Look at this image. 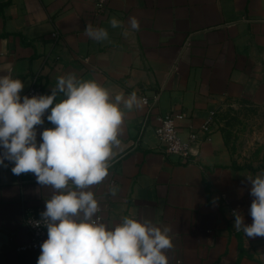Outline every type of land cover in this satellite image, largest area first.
Listing matches in <instances>:
<instances>
[{"label":"crops","instance_id":"obj_1","mask_svg":"<svg viewBox=\"0 0 264 264\" xmlns=\"http://www.w3.org/2000/svg\"><path fill=\"white\" fill-rule=\"evenodd\" d=\"M94 7L95 0H0V75L24 83L21 97L35 78L51 94L56 78L69 72L113 95L147 96L151 113L144 104L125 109L109 174L85 189L95 193L98 215L110 227L124 216L170 226L169 264H264V237L237 232L233 215L239 211L246 224L253 222L246 175L264 167L237 164L213 123L225 101L264 109V0H109L100 18ZM132 16L139 31L129 29ZM113 17L122 27H111ZM87 23L107 29L108 40L89 39ZM168 113L180 115L183 137L198 133L194 162L159 147L157 117ZM52 127L36 126L37 141ZM5 164L0 264H37L41 249L18 250L30 239L24 218L45 210L53 190L38 185L32 173L14 175V165Z\"/></svg>","mask_w":264,"mask_h":264},{"label":"clouds","instance_id":"obj_2","mask_svg":"<svg viewBox=\"0 0 264 264\" xmlns=\"http://www.w3.org/2000/svg\"><path fill=\"white\" fill-rule=\"evenodd\" d=\"M109 23L122 27L115 17ZM128 25L139 31L135 16ZM84 34L97 42L108 40L107 29L91 23ZM23 88L20 79L0 75V165L6 167L8 161L14 175L32 173L38 185L53 190L40 219L31 221L33 227L47 229L37 264H169L167 252L174 248L170 226L124 216L110 227L98 215L95 193L85 190L108 176L109 161L121 144L125 109L141 107L144 99L136 92L113 95L97 81L73 72L59 75L49 95L21 97ZM60 94L63 98L57 102ZM46 112L54 127L44 128L38 142L36 126L44 124ZM246 180L253 222L246 224L234 211V228L248 238L264 237V171L248 174ZM111 191L115 195L116 189Z\"/></svg>","mask_w":264,"mask_h":264},{"label":"rangeland","instance_id":"obj_3","mask_svg":"<svg viewBox=\"0 0 264 264\" xmlns=\"http://www.w3.org/2000/svg\"><path fill=\"white\" fill-rule=\"evenodd\" d=\"M213 123L239 165L264 167V109L238 100L223 102Z\"/></svg>","mask_w":264,"mask_h":264},{"label":"built area","instance_id":"obj_4","mask_svg":"<svg viewBox=\"0 0 264 264\" xmlns=\"http://www.w3.org/2000/svg\"><path fill=\"white\" fill-rule=\"evenodd\" d=\"M109 0H95L94 7V15L96 18H100L107 10ZM55 37H58V31L53 33ZM30 98L34 95H47V93L42 89L39 84V81L35 78L33 84L30 89L26 93ZM144 99V105H150V100L147 96L142 97ZM155 100H157V96H155ZM152 106H149L148 114L151 113ZM50 111V110H49ZM49 113L46 112L43 117L44 123H47V115ZM180 115L177 113H168L165 115H160L157 117L156 124V134L158 138L159 147L167 154H176L181 156L182 158L194 162L193 155V145L198 140V133L190 132L188 136L183 137L180 133V128L178 124V119ZM194 159V160H193ZM44 209L38 208L28 211L25 214L24 222L29 230L30 239L27 243L18 247L20 251L26 250H39L40 246L43 243L44 239L47 237V229L46 227H33L31 221L39 220L40 213L43 212Z\"/></svg>","mask_w":264,"mask_h":264}]
</instances>
